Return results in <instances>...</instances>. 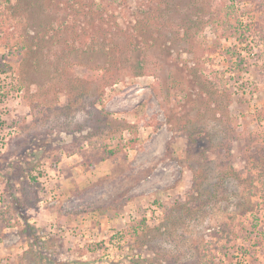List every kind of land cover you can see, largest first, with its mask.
<instances>
[{"label":"rangeland","instance_id":"rangeland-1","mask_svg":"<svg viewBox=\"0 0 264 264\" xmlns=\"http://www.w3.org/2000/svg\"><path fill=\"white\" fill-rule=\"evenodd\" d=\"M80 3L0 0V264H264V0Z\"/></svg>","mask_w":264,"mask_h":264},{"label":"trees","instance_id":"trees-1","mask_svg":"<svg viewBox=\"0 0 264 264\" xmlns=\"http://www.w3.org/2000/svg\"><path fill=\"white\" fill-rule=\"evenodd\" d=\"M81 0H73V4L72 6L73 7H77V9L82 5V3H80ZM66 4V8H71V6L69 5V3H65ZM64 25L65 26H62V31H66L68 28L66 27L67 25V21L65 20L64 22ZM59 31V30H58ZM33 45H30L28 46L27 48V51H30V50H33L31 49ZM30 48V49H29ZM90 48V47H89ZM84 50H86V48H84ZM103 57H105V62L108 61V60H111L112 57H114V54H111L108 49L103 53ZM113 152V150H111ZM225 167V170H224V173L222 174L221 178H224V177H227V176H234L236 178H239V176L237 175V173L231 168V167H228V166H224ZM206 197V196H205ZM18 199V198H17ZM16 200V198H15ZM18 201V200H16ZM111 207H115V205H109V206H105L103 209H109ZM102 209V208H101ZM25 220V227L26 229H32V226H30L29 222H27L26 218H24ZM163 226V225H162ZM28 238L30 240V248L31 247H34L35 243L38 241V237L36 236V234L34 233V231H29L28 233Z\"/></svg>","mask_w":264,"mask_h":264}]
</instances>
